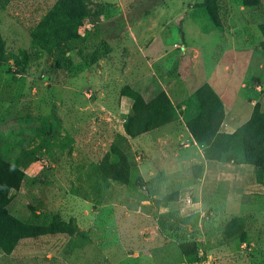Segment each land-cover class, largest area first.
Wrapping results in <instances>:
<instances>
[{
	"label": "rangeland",
	"instance_id": "obj_1",
	"mask_svg": "<svg viewBox=\"0 0 264 264\" xmlns=\"http://www.w3.org/2000/svg\"><path fill=\"white\" fill-rule=\"evenodd\" d=\"M56 1L12 0L0 8L7 51L0 69V158L26 174L11 214L31 224L46 225L55 216L74 220L89 239L25 240L10 256L0 249V264H264V191L255 169L208 163L196 180L192 167L202 155L197 150L187 159L178 120L160 141L133 142L138 172L131 186L107 187L92 173L123 132L130 104L121 90L127 85L150 98L159 87L183 83L191 94L213 84L231 94L226 103L239 116L236 130L251 118L253 104L264 110V55L258 50L264 0L257 9L218 0L222 28L198 8L203 0H104L107 14L81 29L83 35L98 30L104 54L76 77L31 45L32 30ZM22 51L27 62L20 60ZM72 57L80 60L76 52ZM175 192L178 202L157 206ZM166 211L189 230L196 224L197 234L161 232L158 219ZM234 217L245 219L250 234V242L236 249L224 236ZM179 237L201 243L196 262L183 257Z\"/></svg>",
	"mask_w": 264,
	"mask_h": 264
},
{
	"label": "trees",
	"instance_id": "obj_2",
	"mask_svg": "<svg viewBox=\"0 0 264 264\" xmlns=\"http://www.w3.org/2000/svg\"><path fill=\"white\" fill-rule=\"evenodd\" d=\"M11 1L0 0V8L5 10ZM241 5L244 8L257 9L262 6V0H241ZM109 6L104 0H57L32 30L31 45L47 53L56 69L65 70L68 77H76L96 65L104 54L100 46L105 42L99 41L98 30H89L83 35L81 29L88 23H98L107 14ZM198 8L206 11L216 27H223L218 0H203ZM259 29L263 36L260 51L264 55V21ZM74 52L80 58L78 62L72 57ZM21 56L23 58L20 60L27 62L28 53L22 51ZM14 58L15 66H19L20 57L15 55ZM6 61V41L0 30V69ZM121 95L133 101L123 124V132L115 135L109 151L92 167V173L107 187L112 182L126 186L133 184L138 163L131 140L172 123L173 113L178 111L194 142L202 149L206 161L253 167L257 182L264 191V110L261 104H256L251 118L230 134L221 131L226 119L225 104L209 83L201 85L178 106L173 104L162 88L149 101L131 85L125 86ZM192 170L194 178L199 180L204 172V165L196 164ZM25 176V172L16 164L0 158L2 252L10 256L16 252L21 242L47 236L68 235L71 238L88 240L74 220L65 221L60 216H55L49 224H31L11 214L9 206L21 190ZM179 197L178 192L166 195L157 201V206L160 208L163 203L178 202ZM158 226L161 232L184 228L193 236L197 234L194 233L196 224L189 230L178 214L169 211L162 213ZM224 236L233 249L249 243L250 234L245 219H230L224 225ZM179 239V249L183 257L187 261L196 262L201 243L197 239Z\"/></svg>",
	"mask_w": 264,
	"mask_h": 264
},
{
	"label": "crops",
	"instance_id": "obj_3",
	"mask_svg": "<svg viewBox=\"0 0 264 264\" xmlns=\"http://www.w3.org/2000/svg\"><path fill=\"white\" fill-rule=\"evenodd\" d=\"M245 29H246L245 27L239 28V30H245ZM226 35L227 36H230V33H228V34L226 33ZM245 39H247V41L250 40L249 37H246ZM262 40L263 39L261 38V41ZM261 41H259V42L261 43ZM227 42L228 43H232V40L231 39H228ZM260 43H259V47H258V50L259 51H260ZM160 89L161 88L159 87L156 90H154L151 93L150 98H147V94H146V92L144 90H141L140 92L144 95L145 99L149 101V100H151V99H153L155 97V95L157 94V92ZM162 89L166 91V93L168 94V96L170 97L171 101L173 102V104L175 106L180 105L185 99H187L192 94V93L190 94V91L192 89L191 90L190 89H186L184 87V84L183 83L178 84V85H173L172 88L171 87L170 88L168 87V89L165 88V87H162ZM215 91L218 93V95L223 100V102L225 104V110H226V119H225L224 124L222 125L221 131L222 132H225V133H230V134L231 133H234L236 131L235 126H234V121L237 118H239V116L237 114H233L232 113V110H231L232 107H228V103H226L227 96H231V94L230 93L224 94L223 92H221V91L219 92L217 90H215ZM232 93H233V91H232ZM124 98L127 100V103L130 104V109H131L132 104H133V101L131 99H129L128 97H124ZM228 101L230 102V99ZM234 101H235V99H234ZM253 108H254V104H253ZM176 113H178L177 118H176V115H175ZM175 120H178V122H180V124L183 125V128L180 126V129L182 130V133L179 136V142L183 146V148H185L184 149V153H186L185 156L187 157V159H190L193 156V153H196V151L198 150L199 153H201V155H202V162H198L197 164H208V163L211 164V163H216V162H208V161L205 160L202 149L194 142L191 134L189 133L188 129L186 128V125H185V123H184L183 119L181 118V116H180V114H179L178 111H176L175 113H173V122L172 123H170V124H168V125H166V126H164L162 128H159V129H157L155 131H152L150 133L144 134V135L141 136V138L145 139L143 141H150L149 143H152V141H155V139L158 140V141H160L161 140L160 136L161 135H166V132L165 131L168 130V128L171 127V125L174 124ZM152 133H158V135L152 136L151 135ZM139 139H140V137H139ZM136 140H138V138L131 140V144L133 146V149L135 148L134 145H133V142H135ZM190 147L192 148V150H189L188 149Z\"/></svg>",
	"mask_w": 264,
	"mask_h": 264
},
{
	"label": "built area",
	"instance_id": "obj_4",
	"mask_svg": "<svg viewBox=\"0 0 264 264\" xmlns=\"http://www.w3.org/2000/svg\"><path fill=\"white\" fill-rule=\"evenodd\" d=\"M258 89L260 90V88H258ZM185 202H186L188 205H192V204H193V202H192V197H191V196L186 197Z\"/></svg>",
	"mask_w": 264,
	"mask_h": 264
}]
</instances>
